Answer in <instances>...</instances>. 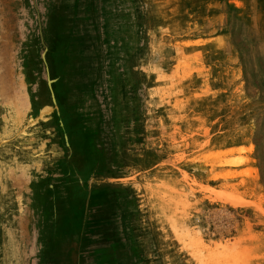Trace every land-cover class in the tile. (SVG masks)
<instances>
[{"label":"rangeland","instance_id":"1","mask_svg":"<svg viewBox=\"0 0 264 264\" xmlns=\"http://www.w3.org/2000/svg\"><path fill=\"white\" fill-rule=\"evenodd\" d=\"M0 264H264V0H0Z\"/></svg>","mask_w":264,"mask_h":264}]
</instances>
